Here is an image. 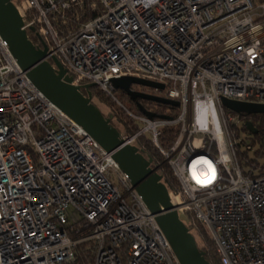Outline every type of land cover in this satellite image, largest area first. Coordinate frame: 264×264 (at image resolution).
<instances>
[{
  "label": "built area",
  "instance_id": "built-area-1",
  "mask_svg": "<svg viewBox=\"0 0 264 264\" xmlns=\"http://www.w3.org/2000/svg\"><path fill=\"white\" fill-rule=\"evenodd\" d=\"M12 2L44 59L109 97L138 127L121 132L129 144L155 146L179 218L204 228L220 264H264V162L248 116L221 102L264 104V0ZM122 76L162 83L132 89L178 101L175 115L127 109L110 82ZM80 245L90 264H179L110 153L32 85L0 36V264H76Z\"/></svg>",
  "mask_w": 264,
  "mask_h": 264
},
{
  "label": "water",
  "instance_id": "water-1",
  "mask_svg": "<svg viewBox=\"0 0 264 264\" xmlns=\"http://www.w3.org/2000/svg\"><path fill=\"white\" fill-rule=\"evenodd\" d=\"M12 1L0 0V36L32 85L81 126L104 151L110 153L111 158L128 177L131 186L154 216L179 264H210L205 259L204 252L199 250L188 227L179 218L175 205L171 203L167 186L157 172L158 168H152L150 160L145 158L135 145L128 143L121 132L110 123V118L103 116L92 103L91 93L82 92V88L88 89L93 86L92 84L71 85V78L56 57L52 58L55 67L44 59L46 46L42 43V48H38L28 38L22 28L23 20ZM30 30L33 31L34 28ZM110 82L116 91L124 92L130 101H135L139 112L149 118L168 116L147 111L137 99L172 107L179 105L178 101L132 89L133 85L163 89L162 83L132 76L113 78ZM221 102L224 107L236 113H264V104L226 98H222ZM245 127L251 134L257 132L250 121L245 122Z\"/></svg>",
  "mask_w": 264,
  "mask_h": 264
},
{
  "label": "trees",
  "instance_id": "trees-1",
  "mask_svg": "<svg viewBox=\"0 0 264 264\" xmlns=\"http://www.w3.org/2000/svg\"><path fill=\"white\" fill-rule=\"evenodd\" d=\"M82 92L86 94L90 92L91 95L95 96L96 98L100 99L104 104L108 105L109 107H116V111H109L108 113L104 114L101 111L104 117L110 118V123L119 131L125 132L128 136H132L137 133L138 127L129 120L125 116L124 112L109 98L107 97L102 91L99 90L98 87L92 86L88 89L82 88ZM118 93V100L129 110L133 111L134 113H140L136 103L130 101L127 95H125L122 91H116ZM141 106L146 109L147 111H154L155 113H163L168 112V115H175L176 109L170 106H165L161 104H155L151 101H144L139 99L138 101ZM93 103V102H92ZM94 104V103H93ZM95 105V104H94ZM96 106V105H95ZM248 116L249 121L252 125L256 128L257 132L252 135L251 141L253 144L258 145V149L256 150V156L262 157L264 154V113H252V114H245ZM246 130V128H242ZM177 132V127H166L161 130V133L158 137L159 143L162 146H168L173 141ZM135 143L139 148V152L150 160V166L152 168H158V173L162 177L163 183L167 186L170 191L177 192L178 184L175 177L172 174L171 169L169 166L164 163V159L157 151L155 146L144 136L138 135L135 137ZM241 159V158H240ZM190 231V233L194 236L197 246L199 250L204 252L205 259L210 264H220L219 258L215 251V248L210 241L208 235L206 234L204 228L195 220H191L189 225H186ZM83 245L78 246V250L82 256L78 257L76 260V264H90L92 262V254L83 251Z\"/></svg>",
  "mask_w": 264,
  "mask_h": 264
},
{
  "label": "rangeland",
  "instance_id": "rangeland-1",
  "mask_svg": "<svg viewBox=\"0 0 264 264\" xmlns=\"http://www.w3.org/2000/svg\"><path fill=\"white\" fill-rule=\"evenodd\" d=\"M32 35V39L34 40V38H36V36H35V34H31ZM35 41V40H34ZM115 95L116 96H118V93L117 92H115ZM92 102L97 106V107H99V109L104 113V114H106V113H108L110 110L111 111H116V107L114 106V107H109L108 105H106V104H104L100 99H98V98H96L94 95L92 96ZM240 137L242 138V137H244V133L243 132H241L240 133ZM257 144H254L253 145V147L254 148H257ZM249 155H250V157H252V158H255V155L252 153V152H249ZM257 156H260V155H257ZM259 161H260V163H263L264 162V158L263 157H261L260 159H259ZM249 168V167H248Z\"/></svg>",
  "mask_w": 264,
  "mask_h": 264
},
{
  "label": "flooded vegetation",
  "instance_id": "flooded-vegetation-1",
  "mask_svg": "<svg viewBox=\"0 0 264 264\" xmlns=\"http://www.w3.org/2000/svg\"><path fill=\"white\" fill-rule=\"evenodd\" d=\"M34 40H35V42L36 43H38L39 41H38V39L37 38H34ZM141 100H143V99H141ZM139 101V99H137V102ZM144 101H147V100H144ZM134 103H136L135 101H134ZM139 103V102H138ZM153 103H155V102H153ZM140 104V103H139ZM156 104V103H155ZM248 115V114H247Z\"/></svg>",
  "mask_w": 264,
  "mask_h": 264
},
{
  "label": "bare ground",
  "instance_id": "bare-ground-1",
  "mask_svg": "<svg viewBox=\"0 0 264 264\" xmlns=\"http://www.w3.org/2000/svg\"><path fill=\"white\" fill-rule=\"evenodd\" d=\"M170 200H171V203H172V204H176V203H177V201H176L175 198H170Z\"/></svg>",
  "mask_w": 264,
  "mask_h": 264
}]
</instances>
